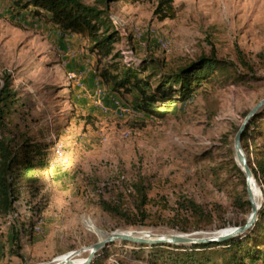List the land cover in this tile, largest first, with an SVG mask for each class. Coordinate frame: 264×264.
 Here are the masks:
<instances>
[{
    "label": "rangeland",
    "instance_id": "1",
    "mask_svg": "<svg viewBox=\"0 0 264 264\" xmlns=\"http://www.w3.org/2000/svg\"><path fill=\"white\" fill-rule=\"evenodd\" d=\"M14 1L0 0V81L9 74L17 110L0 128V138L12 146L25 138L52 146L45 164L33 172L35 180L24 183L14 212L0 218V264H21L10 252L17 245L11 242V227H28L29 219L33 240L22 236L18 242L23 264L63 259L115 231L202 235L245 222L250 209L238 199L248 196L234 168L233 141L245 115L264 98V65L257 58L264 51V0H173L175 17L163 21L153 15L156 0L109 4V16L120 17L129 30L125 45L134 48L135 59L155 58L168 69L213 53L236 64L229 75L218 72L162 116L140 110L131 96L120 97L104 86L86 37L55 31L27 10L14 8ZM114 47L120 51L124 46L119 39ZM237 49L252 63V76L238 65ZM125 107L133 110L123 112ZM254 143L262 144L258 137L248 138L249 148ZM140 179L151 199L143 208V225H130L129 218L101 209V200L118 197L122 208L134 214L133 184ZM254 184L258 204L262 194ZM182 198L203 207L198 223L205 228L181 232L171 226L183 221L171 219L176 212L185 214L178 208ZM34 205L41 207L38 216ZM131 247L124 241L108 243L93 260L149 264L146 254L131 256ZM88 251L73 258H86Z\"/></svg>",
    "mask_w": 264,
    "mask_h": 264
},
{
    "label": "trees",
    "instance_id": "2",
    "mask_svg": "<svg viewBox=\"0 0 264 264\" xmlns=\"http://www.w3.org/2000/svg\"><path fill=\"white\" fill-rule=\"evenodd\" d=\"M117 0H97L88 4L82 0H15L14 8L27 10L32 16L56 26L61 31L80 34L88 40L87 50L97 59L96 76L102 80L104 86L120 97L131 96L133 104L140 110L155 116H162L167 107L176 102L190 99L202 82L212 80L218 72L230 74L236 64L218 59L215 54L200 55L198 58L175 68H164L158 59H134L124 63L115 51V44L119 35L113 28L109 18V4ZM153 15L158 21L175 17L173 0H156ZM236 59L242 71L252 72L254 67L237 49ZM259 62L264 65V51L257 54ZM104 64L102 60H105ZM264 67V66H263ZM240 72L237 73V76ZM16 93L11 87L8 73L1 75L0 81V128L6 125V120L16 112ZM264 106L258 109L250 118L241 135V147L246 152V160L255 181L260 185L262 200L257 211L256 220L244 233L221 242L170 244L128 243L131 247L130 255L138 257L146 254L149 264H264ZM255 122H257L255 124ZM260 138L262 144L254 143L248 147V138ZM40 144L37 140L28 138L11 145L0 138V218L6 219L14 212L15 203L21 198L25 182L35 180L33 172L37 166L45 164L47 151L51 147ZM253 155L251 160L250 155ZM234 168L243 180V194L247 196L245 177L241 169L234 164ZM120 180L123 175L118 176ZM110 183H105L109 185ZM130 190V189H129ZM136 198V211L128 214L122 208L118 197L101 200V209L113 217L129 218L133 226L143 225L147 214L143 209L150 197L145 181L137 180L133 184ZM121 197V196H120ZM241 204L250 209L247 198L238 197ZM178 208H184L185 214L176 212L172 220L182 222L171 224L181 232H191L205 228L199 224L204 217V209L191 199L178 200ZM34 215H39L41 207H32ZM14 222V221H13ZM29 226L11 227V242L17 244L10 249L11 255L25 261L19 250L18 242L22 236L33 240V219H29ZM244 221L241 223L243 224ZM239 224V225H241ZM14 248V249H13ZM138 248V249H137ZM94 258V257H93ZM91 260L89 264H96Z\"/></svg>",
    "mask_w": 264,
    "mask_h": 264
},
{
    "label": "water",
    "instance_id": "3",
    "mask_svg": "<svg viewBox=\"0 0 264 264\" xmlns=\"http://www.w3.org/2000/svg\"><path fill=\"white\" fill-rule=\"evenodd\" d=\"M264 105V98L258 101L245 115L241 124L239 125L233 141V149L235 153V162L245 177V184L247 190L248 201L250 203V212L247 215L245 222L241 225L230 227L226 229H221L207 234L198 235V232L192 233H170V234H154L149 231L142 232L138 231H115L106 235L104 238L98 240L96 243L90 245L86 248H81L78 250L71 251L63 259L55 258L49 262L39 263V264H76L74 263L73 256L78 254L85 249H89L86 256V263L89 264L93 259L95 253L102 249L106 244L114 241H126L130 243L138 244H153V243H170V244H193V243H210V242H221L234 236H238L248 230L256 220L257 211L260 207V203L256 204L253 200L251 194V183H255V179L249 168L246 160V156L241 147V135L246 125L248 124L250 118L255 114V112ZM143 231V230H141Z\"/></svg>",
    "mask_w": 264,
    "mask_h": 264
},
{
    "label": "built area",
    "instance_id": "4",
    "mask_svg": "<svg viewBox=\"0 0 264 264\" xmlns=\"http://www.w3.org/2000/svg\"><path fill=\"white\" fill-rule=\"evenodd\" d=\"M110 22L113 26V28L117 31L118 35H119V39H120V43L122 44V47L120 49L119 54L121 56V60L124 63H129L131 61H133L135 59V50L134 48L130 45H125L126 43H128L127 38L129 37V30L126 27V25L123 23V20L118 17L117 15H110ZM149 33H152L151 29H148ZM138 31L135 30L134 33H137ZM154 36L156 37V40L158 41V44L161 46V48H166L167 47V43L164 39L157 37L156 34H154ZM133 109L132 108H127L125 107L122 111L125 112H131Z\"/></svg>",
    "mask_w": 264,
    "mask_h": 264
},
{
    "label": "bare ground",
    "instance_id": "5",
    "mask_svg": "<svg viewBox=\"0 0 264 264\" xmlns=\"http://www.w3.org/2000/svg\"><path fill=\"white\" fill-rule=\"evenodd\" d=\"M256 186L254 183H251V194H252V197L256 198ZM253 198V200H254ZM255 202V201H254ZM256 203V202H255ZM74 260V263L76 264H85L87 259L86 258H73Z\"/></svg>",
    "mask_w": 264,
    "mask_h": 264
},
{
    "label": "crops",
    "instance_id": "6",
    "mask_svg": "<svg viewBox=\"0 0 264 264\" xmlns=\"http://www.w3.org/2000/svg\"><path fill=\"white\" fill-rule=\"evenodd\" d=\"M51 27H53V29L56 31H58V32H62V33H66V34H70V35H75V36H81L80 34H77V33H71V32H68V31H61V30H59L56 26H54V25H51ZM81 37H83V36H81Z\"/></svg>",
    "mask_w": 264,
    "mask_h": 264
}]
</instances>
